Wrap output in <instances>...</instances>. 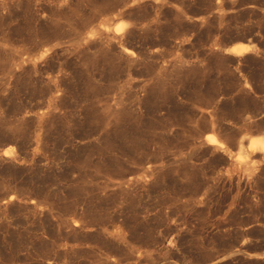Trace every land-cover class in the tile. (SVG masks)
<instances>
[{"label":"rangeland","instance_id":"1","mask_svg":"<svg viewBox=\"0 0 264 264\" xmlns=\"http://www.w3.org/2000/svg\"><path fill=\"white\" fill-rule=\"evenodd\" d=\"M256 136L264 0H0V264H264Z\"/></svg>","mask_w":264,"mask_h":264},{"label":"bare ground","instance_id":"2","mask_svg":"<svg viewBox=\"0 0 264 264\" xmlns=\"http://www.w3.org/2000/svg\"><path fill=\"white\" fill-rule=\"evenodd\" d=\"M119 30H120V28H117L115 30V33H119ZM249 48L250 47L248 45L240 44L238 46H235L232 49V52L237 54V55H241V54L247 52ZM205 141L208 145H214L217 143L215 136L212 134L207 135L205 137ZM250 148H251V151H254L255 149H260V150L264 151V138L261 136H256V137L252 138L250 141ZM11 152H12V147H9L5 151V154L11 153Z\"/></svg>","mask_w":264,"mask_h":264}]
</instances>
